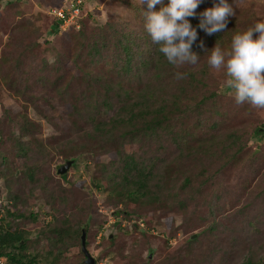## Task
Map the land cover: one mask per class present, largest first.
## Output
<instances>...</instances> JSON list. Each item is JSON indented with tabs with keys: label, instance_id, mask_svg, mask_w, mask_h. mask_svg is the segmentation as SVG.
Listing matches in <instances>:
<instances>
[{
	"label": "rangeland",
	"instance_id": "obj_1",
	"mask_svg": "<svg viewBox=\"0 0 264 264\" xmlns=\"http://www.w3.org/2000/svg\"><path fill=\"white\" fill-rule=\"evenodd\" d=\"M71 2L19 0L7 6L0 5V203L12 209L14 203L25 213L24 219L17 224L26 231L29 249L40 255V264L52 258H56L54 264H85L82 237L69 236L54 245L55 236L49 228L55 225L76 228L82 222L86 223V244L96 264H240L252 252H256V258L264 256V140L248 139L255 130L264 129V107L235 102L234 92L226 84V70L211 69L208 65L210 52L195 50L201 54L198 64L181 65L176 72L196 71L203 82L195 86L188 84L189 97L195 95L199 100L212 93L218 95L206 102L208 107L216 106L224 112L217 116L221 126L215 127L214 132L223 139L230 128L244 129L247 150L233 161L205 167L203 174L210 178L207 189H200L195 197L190 196L195 192L191 189L185 194L189 197L184 199V205L172 202L156 209L126 206L94 187L91 177L95 172L91 174L84 162L77 161L75 168L70 167L62 174L58 172L69 152L61 144L66 143L64 121L69 118L67 111L71 112L69 107L73 100L70 98L82 109L84 100L79 91L84 90V85L78 83V78L72 79L69 97L53 89L46 94L42 87H33L23 94L25 89L16 73L17 60H20L23 78L32 73L30 78L35 79L41 75L42 64L54 67L55 62L62 59L64 62L50 69L47 76L63 73L65 81L78 71L67 59L69 52H76L82 42L104 36L102 27L106 21L126 23V27L134 26L136 31L143 30V33L144 25L135 20V14L139 8H147L141 0H84L82 19L63 25L48 42L45 41L48 27L55 20L53 9ZM229 2L235 10V16L230 18L225 29L229 34L224 33L226 35L218 42L208 41L205 45L209 49L216 43L228 49L237 31L264 20V0ZM212 4L213 0H204L196 9L197 13ZM88 66L82 64L83 68ZM59 68H64L65 72ZM175 73L164 79L173 92L181 80L175 78ZM2 74L9 75L13 83L8 85ZM99 94L98 98L103 99L104 92ZM46 95L52 98V106L45 101ZM113 114L114 110H110L107 117ZM21 115L37 124L36 137L49 148L44 154L30 152L21 156L17 153L18 140L23 142L32 137L30 134L20 138V123L24 121ZM206 115L215 121L210 112ZM213 121L205 123L207 134L214 128ZM78 137V134L73 137L75 142ZM159 140L161 142L146 139V144L139 145L141 148L145 145V153H162L174 159L178 153L176 148L163 135ZM139 145L133 144L135 148ZM193 157L188 156L189 162H195ZM96 158L99 161L109 159L102 153L96 154ZM196 172L198 170L193 167V173ZM65 173L67 180L63 178ZM198 179L203 180V176ZM45 186L55 194L54 207L46 203L42 190ZM31 212L37 213L35 221ZM50 247L52 256L47 253Z\"/></svg>",
	"mask_w": 264,
	"mask_h": 264
},
{
	"label": "trees",
	"instance_id": "obj_2",
	"mask_svg": "<svg viewBox=\"0 0 264 264\" xmlns=\"http://www.w3.org/2000/svg\"><path fill=\"white\" fill-rule=\"evenodd\" d=\"M16 1L19 0H0V5L7 6ZM79 6V19H82L83 2ZM158 9L159 5L156 6V10ZM144 10L147 8H139L135 14V20L143 25ZM54 18L45 36L47 42L61 27L62 19L56 16ZM189 19L194 26L199 23L198 19ZM132 23L135 24V21ZM102 28L104 36L98 40L82 42L76 52L67 54V59L76 65L78 71L72 73L65 81L63 73L56 77L47 76L50 69L64 62L62 59L57 60L54 67L47 63L42 64L39 68L41 75L35 79L30 78L32 73H29L30 77L23 78L20 60H17L18 81L25 89L22 93H27L33 87H42L46 94H50L53 89L69 97L72 79L78 78V83L84 85V90L79 91L84 100L83 108L80 109L74 103L75 99L70 98L73 100L69 107L71 112L67 111L69 118L64 121L66 143L61 144L69 151L64 157L74 160L71 169L76 167L77 161L84 162L91 174L92 171L95 172L91 177L94 187L126 206L138 205L156 209L172 202L184 205V199L189 197L185 194L191 192V189L195 192L190 196L195 197V193L200 189L208 188L206 183L210 178L203 174L205 167H212L217 162L224 164L233 161L247 150L244 129L230 128L223 139L214 132L215 127L221 126L217 116L224 112L216 106L208 107L206 102L218 95L212 93L199 100H196L195 95H187L189 83L193 86L203 83L196 71L186 69L184 78L176 86L177 89L174 92L171 90L170 83L164 81L180 69L169 64L163 54L157 51V45L151 41L144 27L142 33L143 30L136 31L134 26L126 27V23L106 21ZM198 32L205 44L212 40L218 42L220 37L229 34L227 30L212 36L205 35L203 31ZM83 48L84 51H81ZM194 50L200 49L194 45ZM85 63L89 65L87 68L82 67ZM58 70L65 72L64 68ZM3 75L4 81L11 85L13 81L9 75ZM99 92H104V98L101 100L97 96L100 95ZM44 98L48 105H53L51 97L46 95ZM110 110H114V114L107 117ZM207 112H210L215 121L206 115ZM21 117L24 121L20 123V138L30 134L32 137L23 142L18 140L17 153L25 156L30 152H47L49 148L36 137L38 128L35 121L28 120L25 115ZM210 121H213L214 128L207 134L205 123ZM76 134L79 135L78 142L73 139ZM162 135L178 152L172 160L162 153H145V145L142 148L139 145L146 144V139L161 142L159 139ZM248 139L258 142L264 140V129L255 130L248 135ZM133 144L139 145L138 148L143 153ZM98 153L108 156L109 159L99 161L96 158ZM191 155L195 156V162H189L187 159ZM193 167L198 170L195 174ZM32 169L30 175L33 177ZM66 176V173L63 174L65 180ZM199 176H203V180H199ZM42 190L47 205L54 207L56 197L52 194L53 190L48 186ZM24 215L14 203L13 209L0 203V260L3 264H40V255L29 249L26 231L17 224L24 219ZM30 215L34 221L37 219V213L31 212ZM85 225L86 223L82 222L76 228L70 225L50 226V232L55 236L53 244L63 242L69 236L82 237ZM47 251L48 255L52 256L53 249L50 247ZM255 255L256 252L246 255L240 264H264V256L256 258ZM55 259H49L45 264H54Z\"/></svg>",
	"mask_w": 264,
	"mask_h": 264
},
{
	"label": "clouds",
	"instance_id": "obj_3",
	"mask_svg": "<svg viewBox=\"0 0 264 264\" xmlns=\"http://www.w3.org/2000/svg\"><path fill=\"white\" fill-rule=\"evenodd\" d=\"M141 3L147 5L145 31L169 64L197 65L201 54L194 50L195 45L203 53L210 52L207 63L211 69L226 70V84L234 92L237 104L264 107V20L237 31L228 49L217 43L209 49L198 30L207 36L224 32L230 18L235 16L229 0H213L211 7L199 13L196 9L204 0H141ZM189 18H198L199 23L194 26ZM184 75L176 72L175 78L183 79Z\"/></svg>",
	"mask_w": 264,
	"mask_h": 264
},
{
	"label": "built area",
	"instance_id": "obj_4",
	"mask_svg": "<svg viewBox=\"0 0 264 264\" xmlns=\"http://www.w3.org/2000/svg\"><path fill=\"white\" fill-rule=\"evenodd\" d=\"M84 0H74L69 5L62 6L60 8L53 9L52 14L62 19L61 27L63 25H69L76 23L81 17L80 4Z\"/></svg>",
	"mask_w": 264,
	"mask_h": 264
},
{
	"label": "water",
	"instance_id": "obj_5",
	"mask_svg": "<svg viewBox=\"0 0 264 264\" xmlns=\"http://www.w3.org/2000/svg\"><path fill=\"white\" fill-rule=\"evenodd\" d=\"M73 162H74V160H72V159L65 161L64 164H62L58 167V172L60 174L66 172L72 166ZM85 236H86V231L83 230V232H82V251L84 252L85 257H86L85 258V264H96L95 258L91 255V253L89 252V250L86 246Z\"/></svg>",
	"mask_w": 264,
	"mask_h": 264
}]
</instances>
